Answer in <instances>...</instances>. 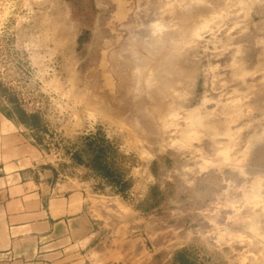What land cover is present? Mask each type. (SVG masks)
<instances>
[{
	"label": "rangeland",
	"instance_id": "374dc122",
	"mask_svg": "<svg viewBox=\"0 0 264 264\" xmlns=\"http://www.w3.org/2000/svg\"><path fill=\"white\" fill-rule=\"evenodd\" d=\"M0 107L140 264H264V0H0Z\"/></svg>",
	"mask_w": 264,
	"mask_h": 264
},
{
	"label": "crops",
	"instance_id": "0c3cea01",
	"mask_svg": "<svg viewBox=\"0 0 264 264\" xmlns=\"http://www.w3.org/2000/svg\"><path fill=\"white\" fill-rule=\"evenodd\" d=\"M49 162L0 107V264H140L108 202Z\"/></svg>",
	"mask_w": 264,
	"mask_h": 264
},
{
	"label": "trees",
	"instance_id": "16d2710c",
	"mask_svg": "<svg viewBox=\"0 0 264 264\" xmlns=\"http://www.w3.org/2000/svg\"><path fill=\"white\" fill-rule=\"evenodd\" d=\"M37 116H28L25 112H22L20 117L23 124H28V121L35 120ZM97 135L84 137L85 150L76 152L74 159L80 163H87L93 170L99 173L106 179H111L113 183L118 187L120 193H125L129 187V182L123 180V174L115 169V160L118 157L117 152L107 144V141L103 138L97 137ZM177 260L182 264L188 263V259L185 254H179Z\"/></svg>",
	"mask_w": 264,
	"mask_h": 264
}]
</instances>
